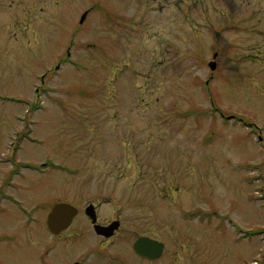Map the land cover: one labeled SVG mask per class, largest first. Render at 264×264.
<instances>
[{
    "label": "rangeland",
    "instance_id": "rangeland-1",
    "mask_svg": "<svg viewBox=\"0 0 264 264\" xmlns=\"http://www.w3.org/2000/svg\"><path fill=\"white\" fill-rule=\"evenodd\" d=\"M160 4L73 0L1 58L0 264H264V0ZM56 202L80 211L53 234Z\"/></svg>",
    "mask_w": 264,
    "mask_h": 264
},
{
    "label": "flooded vegetation",
    "instance_id": "flooded-vegetation-1",
    "mask_svg": "<svg viewBox=\"0 0 264 264\" xmlns=\"http://www.w3.org/2000/svg\"><path fill=\"white\" fill-rule=\"evenodd\" d=\"M63 1L64 0H0V62L3 60L1 58H5V57L11 58V56L17 57V55L19 54V53H16L19 46H15L12 42L14 43L24 42L28 44H34V43H37V39H39L40 41L42 37V32H40L39 29H41L40 26L42 25L43 20L53 22L52 23L53 25L51 27H54V26H57L58 23H61L64 25L65 24L64 21H66L67 19H71L70 3L73 2V0H67L68 2H66V12L65 13H62ZM122 1L123 0H121V2ZM150 1H153V0H150ZM162 1H163V4L159 5L160 6L159 10H164L165 0H162ZM59 2H61L62 4L59 5ZM147 5L148 4H144V6H147ZM93 7H97V5H93ZM93 7L92 5L89 4L86 7V9L83 10L84 12L79 16V20H78L79 24L81 25L84 24L87 14L91 11ZM150 7L153 8L151 5ZM10 17L12 21L10 20ZM22 19H24V21ZM67 24L68 22L65 25ZM32 28H34V31L32 30ZM72 43L73 42L71 40L70 44ZM34 45L36 46V44ZM68 55H69V52L67 51V57ZM50 56L52 58V54ZM61 58L55 59L56 61L52 64L50 68L48 67L43 68V65L41 64V67H40L41 72L38 78L39 85L34 87V92L36 93V96L39 97L40 96L39 94L43 92H47L49 90V87L47 86V84H45L46 75L50 76L53 74L52 68L53 70H57L60 67L59 66L60 60H63ZM44 85H46V87ZM22 133L24 134V132ZM73 205L77 208V213L73 217L69 226L72 224L74 218L79 214V211H80L79 208L75 204ZM86 216L88 217V215ZM88 219L90 220L89 217ZM96 222H97V219H96ZM106 224L108 223H104V224L102 223V225H106ZM92 228H93V224H92Z\"/></svg>",
    "mask_w": 264,
    "mask_h": 264
},
{
    "label": "water",
    "instance_id": "water-1",
    "mask_svg": "<svg viewBox=\"0 0 264 264\" xmlns=\"http://www.w3.org/2000/svg\"><path fill=\"white\" fill-rule=\"evenodd\" d=\"M208 66L210 67V69H213L215 66L214 61H209ZM84 212L90 218L96 234H101L104 237L112 236L114 231L119 226L118 220H114L106 226L96 223V213L92 204L88 205L85 208ZM76 213L77 208L70 203H54L51 206L46 217V224L49 231L53 234H57L60 231L64 230L69 226ZM132 249L140 257L152 260L162 255L164 243L149 236L141 235L133 241Z\"/></svg>",
    "mask_w": 264,
    "mask_h": 264
}]
</instances>
